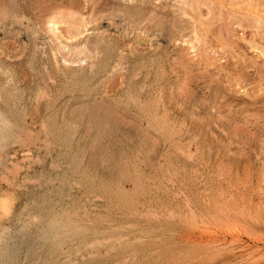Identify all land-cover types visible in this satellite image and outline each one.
<instances>
[{
  "label": "rangeland",
  "instance_id": "374dc122",
  "mask_svg": "<svg viewBox=\"0 0 264 264\" xmlns=\"http://www.w3.org/2000/svg\"><path fill=\"white\" fill-rule=\"evenodd\" d=\"M0 115V264H264V0H0Z\"/></svg>",
  "mask_w": 264,
  "mask_h": 264
},
{
  "label": "bare ground",
  "instance_id": "6f19581e",
  "mask_svg": "<svg viewBox=\"0 0 264 264\" xmlns=\"http://www.w3.org/2000/svg\"><path fill=\"white\" fill-rule=\"evenodd\" d=\"M140 6V5H139ZM135 7V6H134ZM136 10V9H135ZM183 11V10H182ZM184 12V11H183ZM1 18H2V16H1ZM54 20V19H53ZM51 21V25H52V29H53V31L55 30V27H57V23L56 22H54V21ZM57 21V20H56ZM2 22V21H1ZM16 22V21H15ZM49 25H50V23H49ZM101 28V27H100ZM109 28H110V26H109ZM114 31V30H113ZM54 33V32H53ZM70 60V59H69ZM71 61V60H70ZM73 61V60H72ZM69 62V61H68ZM1 116V115H0ZM1 120H2V118H1ZM1 120H0V129L1 130H3V128H1V126L3 125L2 123H1ZM2 124V125H1ZM4 126V125H3ZM2 126V127H3ZM4 129H5V127H4ZM0 130V131H1ZM1 135V134H0ZM19 167V166H18ZM32 182V181H31ZM34 183V182H33ZM74 223V222H73ZM54 236V235H53ZM107 236V235H106ZM122 238V237H121ZM132 238H134V237H132ZM112 248V247H111ZM114 248V247H113ZM119 248V247H118ZM109 249V248H108ZM118 250V249H117ZM88 252V251H87ZM107 253V252H106ZM99 255V254H98ZM85 261V260H84ZM77 262V261H76ZM74 263V262H73ZM79 264V263H78Z\"/></svg>",
  "mask_w": 264,
  "mask_h": 264
}]
</instances>
